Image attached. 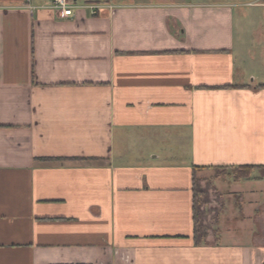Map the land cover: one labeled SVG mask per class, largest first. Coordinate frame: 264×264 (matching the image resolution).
<instances>
[{
  "label": "crops",
  "instance_id": "1",
  "mask_svg": "<svg viewBox=\"0 0 264 264\" xmlns=\"http://www.w3.org/2000/svg\"><path fill=\"white\" fill-rule=\"evenodd\" d=\"M72 1L0 0V264H264V0Z\"/></svg>",
  "mask_w": 264,
  "mask_h": 264
},
{
  "label": "trees",
  "instance_id": "2",
  "mask_svg": "<svg viewBox=\"0 0 264 264\" xmlns=\"http://www.w3.org/2000/svg\"><path fill=\"white\" fill-rule=\"evenodd\" d=\"M247 168L250 169L252 167L244 166L239 169L237 168L236 171L240 174H237L235 176V179L237 180L241 178L242 176H246ZM208 202H209V198L207 194V189L202 188L199 184V181H196L195 187H194L193 220H194L195 236L198 241H203L207 235L208 224L205 221L206 216H205V212L202 209V207Z\"/></svg>",
  "mask_w": 264,
  "mask_h": 264
},
{
  "label": "built area",
  "instance_id": "3",
  "mask_svg": "<svg viewBox=\"0 0 264 264\" xmlns=\"http://www.w3.org/2000/svg\"><path fill=\"white\" fill-rule=\"evenodd\" d=\"M75 3L72 0H52L51 8L54 11L59 12L62 17H69L73 14V8ZM86 7L90 10L91 14L94 15L98 13L102 5L101 4H87Z\"/></svg>",
  "mask_w": 264,
  "mask_h": 264
},
{
  "label": "rangeland",
  "instance_id": "4",
  "mask_svg": "<svg viewBox=\"0 0 264 264\" xmlns=\"http://www.w3.org/2000/svg\"><path fill=\"white\" fill-rule=\"evenodd\" d=\"M178 1H239V2H243V3H247L248 1H253V0H178ZM245 9H248V8H245ZM209 200H211V199L209 198ZM207 211H208V208H207ZM204 212H205V216H206L205 221L207 223L208 215H210V212H206L205 208H204Z\"/></svg>",
  "mask_w": 264,
  "mask_h": 264
}]
</instances>
